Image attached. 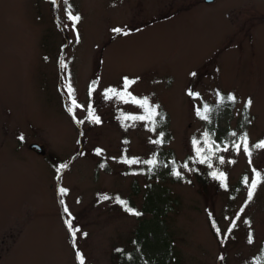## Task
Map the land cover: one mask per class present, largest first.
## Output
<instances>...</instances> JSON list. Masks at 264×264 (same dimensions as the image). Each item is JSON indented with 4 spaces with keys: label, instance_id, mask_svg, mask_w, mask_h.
Returning <instances> with one entry per match:
<instances>
[{
    "label": "rangeland",
    "instance_id": "rangeland-1",
    "mask_svg": "<svg viewBox=\"0 0 264 264\" xmlns=\"http://www.w3.org/2000/svg\"><path fill=\"white\" fill-rule=\"evenodd\" d=\"M124 77L159 105L154 124L124 119L145 114L130 98H104ZM67 84L83 106L72 112ZM245 133L250 147L264 139V0H0V264H80L77 251L84 264H264V180L247 204L242 182L264 177V150L230 146ZM153 154L151 172L124 162Z\"/></svg>",
    "mask_w": 264,
    "mask_h": 264
},
{
    "label": "snow or ice",
    "instance_id": "snow-or-ice-1",
    "mask_svg": "<svg viewBox=\"0 0 264 264\" xmlns=\"http://www.w3.org/2000/svg\"><path fill=\"white\" fill-rule=\"evenodd\" d=\"M51 3L55 6L56 3H57V0H51ZM65 3L67 4V0H65ZM65 11H66L68 19L70 21H72L73 28H75L76 22H78L81 19V17L79 15H73L70 11H68L67 8L65 9ZM112 31L116 32V33H121L122 29L114 28V29H112ZM77 39H79L78 35H77ZM193 75H195V73H193ZM134 83H135V80L129 79L128 77H124L123 78L122 88L117 89V88H114V87H111V86L106 88L104 90V98L107 100V99H111L112 97H116V98H118V99H120V100H122L124 102H129L128 98H130V102L135 103V104L139 105L141 108H143L145 114L144 115L127 114V115L124 116V119H130V120H133V121H135V120L152 121L153 124H154L155 123L154 117L156 115H158V113L156 112V109L159 107V105H151L149 103V98L148 97H142V98L141 97H136L131 92H129L128 91L129 87L132 84H134ZM94 84H95V82L93 83V85H90V87H89V95L90 96H91V93L93 91ZM66 87H67V90H68L69 98L71 99V106L68 108V111L72 112L74 108L83 107L82 105H79L77 103L75 98L72 97L73 89L71 87V84H67ZM188 94L190 96H193V97H198L199 96V93H196V92H194L192 90H189ZM217 95H218V97H220L221 101L223 99H225V97L220 96L219 93H217ZM226 99L228 101L235 102L236 97L233 94L229 93V94H227ZM251 105H252L251 98H249L248 100H246L244 102V108L245 109H247ZM196 111H197V115L200 116L202 119H204V120H208L209 119L207 113L210 111V108H209L208 105L205 104L203 106V110H201L200 108H197ZM86 119H88L90 122H93V123H96V124H99L101 122L99 116L95 115V112H94V109H93L91 103H89L88 106H87V117H86ZM80 123H83V121H80ZM145 126L147 127V124ZM152 130H155V129L153 128ZM231 135L232 136H236L237 134L236 133H231ZM160 136L162 137L163 133H161ZM203 137L205 138L204 139V143L206 145H208L209 144V140H208L209 133L207 131H205L203 133ZM20 139H23L22 135H21ZM248 140H249V138H248V135L246 133L245 134H241L240 137H239V142L233 141L230 146H231L232 150L236 151V152H239L242 149L244 154L246 156H248V157H251V155H252L251 148H257V149L264 150V139L258 141L254 145H251V147L249 146ZM150 143L160 144V143H162V139L158 137L156 140H150ZM192 143L194 145V148H195L197 156H200L204 152V148L196 147V145H198L200 142L198 140H196L195 138L193 139ZM219 150L220 149L217 148V151H219ZM223 150L227 151L228 150V146H225V148ZM95 151H96V153L98 155L102 153V149H99V148H97ZM209 151H211V145H209ZM219 160H220V163H224V157H222V156L219 157ZM124 162L128 163V164H134V163L147 164V165H149L148 171L151 172L153 167L156 166V164H157V159L155 157V154H153L152 158L144 160V161H140L138 158H131V159H125ZM229 162L230 163H234V161H229ZM199 163H202V164L203 163H209L208 156L207 155L203 156V158H201L199 160ZM249 163L251 164V159H249ZM66 167H67L66 164H61L56 169L57 173H59L61 171V169L66 168ZM101 167H103V165H101ZM184 167H187V164H185ZM209 167H211L210 163H209ZM172 174L176 175V176H180V172L175 170V169L173 170ZM209 174L213 178H215L217 180H220L221 187H227V185L225 183L227 177H226V174L224 172H222V171H220V172L212 171ZM262 180H264V177H262L261 172L257 171L255 168H253V175H252V178H251L250 182H249V178L247 176H245L243 178L242 182L247 185V199L245 201L246 204H247V202L252 200L255 190H256L258 184H260L262 182ZM58 191L61 194H67L68 189L59 188ZM108 198L109 197L107 195H104V196L101 197V199H105V200L108 199ZM116 201L118 203H120L121 205H123L125 207V210L128 211L129 213L137 215V216L141 215V213L137 212L135 209L128 207L127 206V202L122 200V199H120L118 196L116 197ZM60 203H61V205H63V212L67 214V218L64 220V223H65V226L68 228L70 236L73 238V247H75V237H76V234L80 231V229H79V227H74L73 226V217L71 216L69 208L64 204V201L61 200ZM241 211H243V208H241ZM238 215L239 214H237V216ZM244 222L246 224L249 223L248 220H245ZM235 224H236V221H235V219H233L231 225L229 226L228 232H231V230L235 226ZM213 227L214 228L216 227L215 223L213 224ZM216 231H217V234L220 235V229L216 228ZM84 235L86 236L87 233H84ZM225 238H227L226 235H225ZM248 242L249 243L253 242V236H252L251 232H249V235H248ZM117 251H121V250L117 249ZM76 257H77V260L80 262V264H84L83 255L79 251L76 252Z\"/></svg>",
    "mask_w": 264,
    "mask_h": 264
},
{
    "label": "trees",
    "instance_id": "trees-1",
    "mask_svg": "<svg viewBox=\"0 0 264 264\" xmlns=\"http://www.w3.org/2000/svg\"><path fill=\"white\" fill-rule=\"evenodd\" d=\"M215 223V221H214V219L210 216V226H211V229H212V231L216 234V235H218L217 234V231H216V228L217 227H213V224ZM215 226H216V224H215Z\"/></svg>",
    "mask_w": 264,
    "mask_h": 264
},
{
    "label": "water",
    "instance_id": "water-1",
    "mask_svg": "<svg viewBox=\"0 0 264 264\" xmlns=\"http://www.w3.org/2000/svg\"><path fill=\"white\" fill-rule=\"evenodd\" d=\"M207 1H210V0H207ZM31 147H33L36 150H40L41 149V147L38 144H35V143L31 144Z\"/></svg>",
    "mask_w": 264,
    "mask_h": 264
}]
</instances>
